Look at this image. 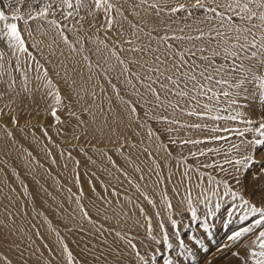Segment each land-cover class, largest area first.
Instances as JSON below:
<instances>
[{"label":"snow or ice","instance_id":"6c2138e0","mask_svg":"<svg viewBox=\"0 0 264 264\" xmlns=\"http://www.w3.org/2000/svg\"><path fill=\"white\" fill-rule=\"evenodd\" d=\"M36 5H40L38 10ZM57 10L64 20L71 18L74 21L71 27L49 18L56 15ZM30 21L37 22L35 29ZM44 22L49 31H41ZM34 31L40 33L41 40L35 38ZM50 35L51 42L47 48L50 56L57 57L58 63L65 64L69 57L74 59L79 56L81 60L77 63L82 68L86 67L89 73L85 78L83 72H79L85 82L97 76L103 77L111 86L112 95L107 96V108L102 100L97 104L99 96L95 89H73L70 96L74 94V100H62L58 90L55 93L50 90L53 82L48 70L30 50L35 49L43 55L41 44ZM28 38L33 40L31 45L27 43ZM0 49H4L0 50V77H8L4 81V90L0 91V98L15 90L17 77L8 71L11 65L16 71L22 70L21 87L25 96L31 98L34 93H40L42 100L48 96L55 99V106L48 104L43 109L44 117L52 118L46 127L31 125L30 121L20 126L19 112L26 109L18 112L12 107L14 100L0 108V115H7L10 123L20 132L28 127L40 128V137L35 132L32 136L38 144H43L46 155H51V149L44 141L60 148L53 141V136L69 145L59 152V155L65 156V168L68 161L79 167L80 161L73 157L72 151L79 145L72 142H78L81 136L87 135L88 122L83 119L85 113L95 121L93 105L110 119L103 121L100 137L94 136L96 143L89 145L97 160L91 156L87 158L93 164L99 162L105 165L106 171L109 164H115L110 153L123 156L125 164H132L136 171H142L135 166L131 152L139 151L138 144H142L145 138L150 142L155 138L157 151L163 150L166 155H171L168 145L159 142L157 132L146 123L148 120L160 124L161 134H168L169 143L181 149L186 145L195 147L206 142H227V149L208 147L207 151L200 148L190 152V156L199 162V167L186 165L177 183L184 185L185 191L190 193L192 189L188 184L192 182L193 174L197 177L196 187H201L198 182L205 179L201 169H218L224 173L219 179L208 173L206 183L210 187H203L197 197L198 202L206 207L213 198H220L214 205L215 210L208 208L205 213V233L210 230L207 216L216 215L222 207L223 198L239 199V207L244 210L239 219L248 222V226H242L228 235L229 243L219 249L218 259L222 264H249L250 257L251 264H264V164L252 176V196L245 195L248 189L244 184L255 161H264V150L253 151V145H264V113L250 116L241 110L239 102L241 94L254 99L264 97V0H7L6 6L4 0H0ZM92 56L96 57L95 61L91 60ZM38 69H43V76ZM29 71L36 72L34 78L29 77ZM68 71L78 70L75 64L71 69L66 68L65 76L61 77L66 82ZM113 72L115 76H112ZM31 79L37 82L34 88L28 87ZM75 84L76 81L72 80L70 87ZM41 88L48 91L41 92ZM96 88L107 93V89L99 83ZM20 94L16 92V95ZM114 98L118 103L113 102ZM73 105L80 107V111H75ZM34 110L37 115L41 114L39 109ZM0 129L9 139L15 140L13 132L5 124H0ZM180 129L207 131V134L203 139L189 136L177 141L171 134ZM249 133L258 134L259 138L253 139ZM232 136L236 139L232 140ZM133 137L139 138L138 141L134 142ZM222 151L223 163L199 161V157L220 155ZM143 152L152 155L147 147L143 148ZM120 171L123 172V169ZM123 174L127 176L126 172ZM140 178L144 179L143 176ZM239 188H243L244 192L238 191ZM257 192L260 193L258 200L255 199ZM101 199L105 204H111L107 198ZM93 206L97 213L107 211L95 203ZM166 206L172 209L170 201L166 202ZM80 209L83 218L90 220L82 205ZM187 211L191 212L192 220L199 219L190 195L187 197ZM234 211V208L232 212L225 209L228 217ZM171 224L176 226L177 221L171 219ZM97 231L102 233V229ZM163 235L167 240L168 233L165 231ZM115 236L126 240V246L146 264L141 253L135 251L137 245L132 240L120 231H115ZM98 240L108 243L107 237L102 234ZM11 243L23 257L20 243ZM180 243L186 247L183 240ZM106 251L114 253L116 258L122 253L119 246L108 247ZM3 260L4 264H12L6 256ZM68 260L72 261L71 252L68 253ZM165 264H174V261L170 258Z\"/></svg>","mask_w":264,"mask_h":264},{"label":"rangeland","instance_id":"374dc122","mask_svg":"<svg viewBox=\"0 0 264 264\" xmlns=\"http://www.w3.org/2000/svg\"><path fill=\"white\" fill-rule=\"evenodd\" d=\"M6 2L7 0H4V6H6ZM35 7L38 10L40 5ZM49 18L57 19L61 23L68 24L69 27L74 23L71 18L64 20L58 10L56 15ZM20 23L22 25L23 22ZM30 24L33 29L37 26V22L30 21ZM85 26L87 27V25ZM41 31H49L46 22H44ZM34 36L37 40L42 39L38 32L34 31ZM50 42L51 35L43 39L41 44L43 55L35 49H30L36 55L39 63L48 70L49 78L53 82L50 90L53 93L58 90L62 100L66 98L74 100V94L70 96L73 89L79 90L82 87L89 91L95 89L99 96L97 104L102 100L107 108V96L112 95V90L106 80L103 77L93 76L92 81L85 82L79 72L82 71L85 78L89 73L86 67L82 68L77 63L81 57L76 56L74 59L69 57L65 64H60L57 62V57L49 55L47 45ZM27 43L31 45L33 40L28 38ZM64 51L67 55L66 48ZM57 56H59V50H57ZM12 59L15 60V57ZM23 59L24 57L21 56V60ZM49 60L52 62L49 63ZM91 60L95 61L96 57L92 56ZM30 63L34 64L35 62L30 61ZM74 64L78 71H68L67 82L61 79L65 76L66 68L71 69ZM8 71L17 77V83L14 91H10L0 98V108H4L5 104L14 100L12 107L16 108L18 112L20 109H26L24 112H19L20 126L30 121L31 125L46 127L52 118H45L43 109L48 104L55 106L54 97L48 96L46 100H42L40 93H34L31 98L25 96L24 89L21 87L22 70L16 71L10 65ZM37 71L43 76V69ZM35 75L36 72L29 71L30 78H34ZM115 75L116 73L113 72L112 76ZM7 78V75L0 77V91L4 90V81ZM72 80H75L76 84L70 87ZM36 83L34 79H31L28 87L34 88ZM97 83L107 89L106 94L96 88ZM113 83H117V81L113 80ZM45 91L48 90L41 88V92ZM16 92L21 94L16 95ZM262 101H264V97L254 99L244 94L239 97L241 110L253 117L264 113V102ZM113 102L118 103L115 98ZM73 108L75 111H80V107L76 105H73ZM34 109H39L41 114L37 115ZM5 111L8 110L5 109ZM92 111L96 113L95 121L87 113L83 116V119L88 122L87 135L81 136L78 142H72L79 145L72 150L73 157L80 161L79 167H74L72 162L68 161L67 168L64 167L65 156L59 155V152L67 149L69 145L53 136V141L59 144L60 148L53 146L52 142L44 141L49 144L51 149V155H46L43 144H38L32 136V132H35L36 136L40 137V128L28 127L20 132L10 123L7 115H0V124H5L15 137L14 141L9 139L0 129V264H4V256L12 264H117V259L119 264H132L133 261L135 264H143L133 254V250L126 246V240L115 236V231H120L122 235H126L127 239L137 245L135 251L141 253L146 264H165L170 258L174 264H222L218 259L219 249L229 243L228 235L242 226H248V222H242L239 219L244 211L239 207V199L233 201L230 197H224L221 201L222 207L216 211V215L207 216L210 230L205 233V213L208 212V208L215 210L214 205L220 198H213L206 207L203 203L198 202L197 197L200 196L203 187H210L206 183L208 173L218 179L224 173L219 172L218 169H201V174L205 179L198 182L201 187H196L197 177L196 174H193L192 182L188 184V187L192 189L190 193L186 192L184 185L177 183V180L186 165L199 167V162L190 156V152L200 148L207 151L208 147L227 149L228 143L224 141L206 142L195 147L186 145L181 149L169 143L168 134H161L162 126L160 124L154 120H148L146 123L157 132L160 137L159 142L168 145L171 155H166L163 150L157 151L155 138L151 142L145 138L142 144H138L139 151L132 150L131 152L135 166H138L142 171H136L132 164H125L123 156L112 153L110 154L113 155L115 164H109L106 171L104 170L105 165H101L99 162L93 164L87 157L91 156L93 160H97L94 150L89 145L96 143L93 137H100L103 121L110 119V116L99 112L95 105L92 106ZM29 112L31 115H28ZM58 114L60 113L58 112ZM141 115H143V111H141ZM183 119L188 118L184 117ZM72 123L75 124V120ZM235 126L243 127V125ZM133 127L135 128L136 125ZM104 131L107 133L106 128ZM141 134H144L143 130H141ZM206 134L207 131L201 133L195 130L180 129L171 135L179 141L181 138L189 136L203 139ZM248 135L253 139L259 138L255 133ZM138 139L133 137L134 142ZM231 139L235 140L236 138L232 136ZM145 147L152 155L143 152ZM257 150H264V145H253V151ZM211 160L223 163V151L220 155L209 154L207 158L199 157V161L206 163ZM262 164L264 161L257 159L250 169L251 174L244 182L248 189L245 193L246 196H252V176L256 174ZM224 167L228 168L229 166L224 165ZM120 169H123V172ZM124 172L127 173V176L123 174ZM141 176L144 179H141ZM241 178L243 179V176ZM238 191L244 192V189L239 188ZM189 195L192 198L193 206L198 210V220H192L191 212L187 211ZM101 198H107L111 204H105ZM259 198L260 193L257 192L255 199ZM181 200L184 202L181 203ZM169 201L172 204L171 210L166 206V202ZM94 203L107 211L97 213L96 207L93 206ZM81 205L84 211L89 213L90 220L83 218ZM226 208L228 212L235 209L231 217L227 216ZM171 219L177 221L176 226L171 224ZM161 224L163 227H160ZM97 229H102V233ZM109 230L114 231L109 232ZM165 231L168 233L167 240L163 235ZM101 234L107 237V244L98 240ZM181 240L185 242L186 247L181 246ZM11 241L20 243L24 253L23 257L19 255V251ZM169 244L172 245L171 248L168 247ZM117 246L122 250L119 258H116L114 253H107L108 247L116 248ZM69 252L72 253V261L68 260ZM249 264H251L250 257Z\"/></svg>","mask_w":264,"mask_h":264}]
</instances>
